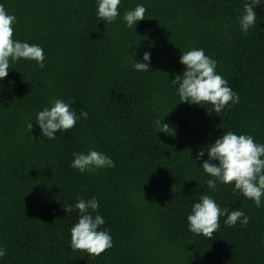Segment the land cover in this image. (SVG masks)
I'll use <instances>...</instances> for the list:
<instances>
[{
	"label": "trees",
	"instance_id": "obj_1",
	"mask_svg": "<svg viewBox=\"0 0 264 264\" xmlns=\"http://www.w3.org/2000/svg\"><path fill=\"white\" fill-rule=\"evenodd\" d=\"M244 2L121 0V15L138 3L146 8L135 28H125L119 17L99 21L95 0H0L16 16L14 38L41 45L45 55L44 68L22 59L0 81V264H264V206L232 185L206 189L210 177L199 164L207 153L196 159L224 130L264 143V5L244 33ZM192 47L217 60L238 103L217 114L210 104L179 102L171 79L184 68L181 51ZM145 50L149 71H134V53L140 60ZM53 98H71L88 118L47 139L35 114ZM164 115L171 133L153 127ZM89 148L115 167H70L72 153ZM203 191L242 210L247 226L229 227L221 217L212 238L191 233L186 215ZM93 196L113 239L99 256L71 250L78 210L65 211Z\"/></svg>",
	"mask_w": 264,
	"mask_h": 264
},
{
	"label": "clouds",
	"instance_id": "obj_2",
	"mask_svg": "<svg viewBox=\"0 0 264 264\" xmlns=\"http://www.w3.org/2000/svg\"><path fill=\"white\" fill-rule=\"evenodd\" d=\"M121 0H95V11L98 20L106 24L112 23L119 17L125 28H135L138 21L145 17L144 4L138 3L135 7L124 10L121 15L119 6ZM264 5V0H245L243 11L238 16L240 30L247 33L256 23L255 8ZM16 16L9 13L0 5V81L9 72L10 64L19 60H33L39 68L45 67L44 49L41 45L29 43L14 38ZM182 50V49H181ZM131 60L134 71L147 72L151 64V52L145 50L140 60ZM179 62L184 65L181 73L171 79L175 87L179 102L197 105H211L212 110L219 114L226 105L231 106L239 102L238 94L229 86L228 81L218 72L217 60L206 55L203 48L192 47L182 50ZM2 87V85H0ZM71 98L65 101L53 98L49 105L36 111L35 121L40 129L41 136L55 139L56 132L64 133L73 128L77 121L88 118V112L79 113L71 107ZM157 116L153 120V127L159 132L171 133L172 128ZM32 121L27 127L32 128ZM207 153V159L199 165L210 178L206 180V189L213 192L217 184L232 185L233 193L237 191L245 198L250 199L256 207H262L264 198V143H260L249 133H236L224 130L197 152L196 159H201ZM70 167L79 172L115 167L114 160L102 151L89 148L86 152L72 153ZM73 207L78 210V217L70 228L71 250L86 251L89 255L99 256L105 250L113 247L112 235L105 224L104 217L99 213L98 199L93 196L87 200L77 197L74 204H66L65 211L69 214ZM224 217L223 223L229 227L238 221L241 227L247 226L250 217L240 209L229 210L221 207L216 200L203 191L198 201L193 202L186 215L188 230L195 236L212 238L219 228V219ZM6 254L5 248L0 246V258Z\"/></svg>",
	"mask_w": 264,
	"mask_h": 264
}]
</instances>
